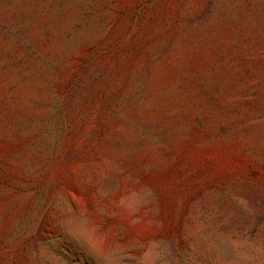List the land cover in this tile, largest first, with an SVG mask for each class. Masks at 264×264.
Wrapping results in <instances>:
<instances>
[{"label": "rangeland", "instance_id": "obj_1", "mask_svg": "<svg viewBox=\"0 0 264 264\" xmlns=\"http://www.w3.org/2000/svg\"><path fill=\"white\" fill-rule=\"evenodd\" d=\"M0 264H264V0H0Z\"/></svg>", "mask_w": 264, "mask_h": 264}]
</instances>
